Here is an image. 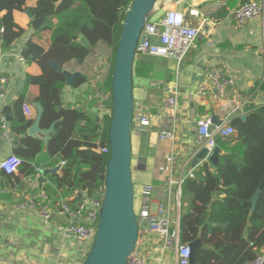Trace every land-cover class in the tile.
I'll use <instances>...</instances> for the list:
<instances>
[{
  "label": "trees",
  "instance_id": "1",
  "mask_svg": "<svg viewBox=\"0 0 264 264\" xmlns=\"http://www.w3.org/2000/svg\"><path fill=\"white\" fill-rule=\"evenodd\" d=\"M132 3L133 0H38L32 7L27 0H0L3 52L12 50L25 33L15 20L16 11L32 17L46 14L40 30L51 32L49 48L29 40L23 49L21 56L28 63H37L42 73L27 74L24 93L14 102L8 117L17 137L13 153L22 159L20 167L24 166L27 176L42 175L41 189L49 193L54 203L64 199L76 206L79 199H70L76 190L86 191L89 197L103 193L110 153L101 148L110 147L111 116L100 119L82 109L63 107L62 93L68 84L65 66L72 60L83 62L92 48L106 43L112 56L102 87L111 91L116 50ZM141 59L136 60L138 68ZM2 74L5 73L0 71ZM85 79L82 76L72 85ZM32 84L40 86L34 102L44 108L41 126H54L48 141L28 134L34 119L26 116L23 105ZM245 114V119L239 112L232 116L236 129L233 135L217 138L223 153L216 170L205 160L199 171L183 183L181 238L189 244L201 241L195 264H253L264 255V186L253 202L264 181V106H250ZM58 166L61 174L56 172ZM0 173L8 179L14 175ZM4 182L2 179L1 188Z\"/></svg>",
  "mask_w": 264,
  "mask_h": 264
},
{
  "label": "crops",
  "instance_id": "2",
  "mask_svg": "<svg viewBox=\"0 0 264 264\" xmlns=\"http://www.w3.org/2000/svg\"><path fill=\"white\" fill-rule=\"evenodd\" d=\"M179 1L160 0L151 16L153 20H158L168 11L184 12L191 25L201 27L195 46L181 61L176 57L150 54H137L136 60L138 57L142 58L140 68L135 61V105L142 106L151 119L149 126L135 125L132 128L133 135L138 137L137 153H132L133 180L141 183L140 187L146 183L157 186L166 184L174 154L178 155L182 173L190 168H194L195 174L199 171L204 160L196 167L192 166L189 148L196 139L192 131V104L196 107V119L212 118L214 113L223 120L238 112L247 116L245 110L250 106H264V18L247 25H238L230 13L241 0H227L228 6L211 13L200 11L199 15L191 11L201 10L215 0ZM37 2L38 0H27V4L32 7ZM14 16L16 22L25 29V33L9 52L5 53L0 49V71L10 78L9 100L5 105L8 116L13 111L14 102L24 93L27 74L42 73L37 63H28L21 59L23 49L29 40L38 42L45 48H49L51 43V32L35 29L28 13L16 11ZM111 56V48L100 42L91 49L83 62L72 60L66 64V72L74 77L62 93L64 108L82 109L103 119L95 100L88 98V92L104 84L110 70ZM223 63L227 64L229 72L236 77V85L229 87L224 96L214 97L216 89L206 84L207 71ZM82 76L86 79L73 86L74 81ZM176 87L180 92L183 117L178 139L172 141L161 138L159 129L167 95ZM39 94L38 84L29 86L26 103L34 109L32 119L37 116L34 99ZM9 131V136L6 137L2 136L0 129V160L13 153L17 137L11 129V120ZM217 144L216 141V146ZM141 159L144 160L142 164ZM56 172L61 174L59 169ZM1 178L5 182L0 190V264H83L88 251L81 253L78 250L72 257V250H65L64 241L56 238L57 234L63 237L66 235L60 229V224H65L68 220L66 214L58 212L51 220L46 221L35 211H18L14 207L17 201L39 191L42 175L27 176L22 165L11 179L1 176L0 173V183ZM86 195V191L76 190L70 199H85ZM181 203L183 207V196ZM180 212L182 215V210ZM78 247L84 248L85 245L78 241ZM261 260L263 263L264 255L253 264H262Z\"/></svg>",
  "mask_w": 264,
  "mask_h": 264
},
{
  "label": "built area",
  "instance_id": "3",
  "mask_svg": "<svg viewBox=\"0 0 264 264\" xmlns=\"http://www.w3.org/2000/svg\"><path fill=\"white\" fill-rule=\"evenodd\" d=\"M178 3L179 0H176ZM227 0H215L201 10H192L196 15L200 11L211 13L221 7L228 6ZM231 17L238 25L264 18V0H246L240 2L231 10ZM201 33V27L191 25L184 12L168 11L164 17L153 20L149 17L143 29L138 54L162 55L183 60L192 49ZM23 61H26L21 57ZM206 84L216 89L214 97H222L229 87L236 85V77L232 75L226 63L207 71ZM10 78L7 74L0 75V129L2 136H9V117L5 112V105L9 100ZM179 89L169 91L163 113L159 136L163 139L176 141L180 134L183 110L179 101ZM88 98L95 100L102 118L111 116L113 111L112 91L103 87H96L88 92ZM112 103V105H111ZM26 116L32 117L34 109L28 103L23 105ZM232 116H228L221 124L213 127L210 117L199 118L196 142L199 148L207 147L212 151L218 137L227 138L236 132L231 123ZM150 115L142 106L134 109L133 126H149ZM101 151L110 153V147H103ZM22 159L14 153L0 160V172L15 174L19 171ZM177 154L172 157L170 176L164 185L146 183L142 185L140 194L142 206L137 215L139 238L126 264H190L191 244L184 243L181 238V196L182 186L187 177L194 176V168L182 173ZM181 173L177 175V172ZM2 188L0 187V190ZM78 198L76 206L67 200L54 203L49 193L43 189L30 193L26 199L16 202L18 211H35L48 221L58 212L67 215V222L60 224L64 233H69L81 243L93 244L100 221V210L103 203V193L99 197Z\"/></svg>",
  "mask_w": 264,
  "mask_h": 264
},
{
  "label": "water",
  "instance_id": "4",
  "mask_svg": "<svg viewBox=\"0 0 264 264\" xmlns=\"http://www.w3.org/2000/svg\"><path fill=\"white\" fill-rule=\"evenodd\" d=\"M160 0H133L123 22L112 73L111 87L113 111L108 129L110 157L107 161L104 197L100 210V221L94 242L83 264H126L133 252L138 238L139 226L135 212V188L132 164V128L135 109L134 67L137 57V46L141 34L151 13ZM32 25L40 29L45 22L46 14L32 17ZM57 67L56 63H53ZM68 82L74 77L67 73ZM37 116L28 129V134L43 140L50 138L54 126L43 128L40 124L44 108L34 102ZM192 121L193 137L198 130L197 111ZM246 116L243 115V119ZM213 127L221 124L223 119L212 114ZM192 166L196 167L203 160H208L215 167L219 164L220 145L210 151L207 147L199 148L196 139L189 147ZM59 166L57 167V169ZM257 190L253 202L256 203L261 188ZM192 254L190 264H195V255L201 241L191 242ZM263 260H261L262 263Z\"/></svg>",
  "mask_w": 264,
  "mask_h": 264
},
{
  "label": "rangeland",
  "instance_id": "5",
  "mask_svg": "<svg viewBox=\"0 0 264 264\" xmlns=\"http://www.w3.org/2000/svg\"><path fill=\"white\" fill-rule=\"evenodd\" d=\"M150 18H152L151 15H150ZM152 19H154V18H152ZM134 77H135V74H134ZM132 147H133V155H135L137 153V148H138V137L133 135V133H132ZM133 160L135 161V159H133ZM143 162H144V160L141 159L140 163L142 164ZM133 173H134V168H133ZM133 179H134V176H133ZM139 184H141V183H139L137 181H134V188H135V205H134V208H135L136 214L139 213V211L141 209V206H142V197H141V194H140V188H141L140 186L141 185H139ZM62 233H64V231H62ZM70 235L71 234L66 233V235L63 237V235L61 236V234H57L56 238L64 241L65 250L66 249L67 250L68 249L72 250V252H70L72 254V257H74L75 253L78 250H80L79 252H81V253L84 252V251H88L89 252V250L91 249V244L83 243L85 245V247L84 248H80V247H78V241L79 240L77 238L73 237V236H70Z\"/></svg>",
  "mask_w": 264,
  "mask_h": 264
}]
</instances>
